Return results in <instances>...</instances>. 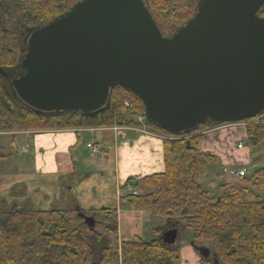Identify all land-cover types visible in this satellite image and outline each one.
I'll return each mask as SVG.
<instances>
[{
  "label": "trees",
  "instance_id": "obj_1",
  "mask_svg": "<svg viewBox=\"0 0 264 264\" xmlns=\"http://www.w3.org/2000/svg\"><path fill=\"white\" fill-rule=\"evenodd\" d=\"M80 1L0 0V133L139 128L141 117L151 132L180 138L148 121L142 102L120 86L113 87L106 104L94 112L42 113L15 96L10 81L23 72L27 37ZM143 1L160 33L171 37L194 18L202 0ZM257 16L264 19V7ZM253 121H247L251 123L245 131L248 145L255 148L264 143V111L258 123ZM210 123L183 133L192 136L189 139H163L164 171L137 179L139 194L129 193L120 200L131 210L188 229L195 247L210 250L200 264H264V168L242 178L260 192L253 201H243L245 190L236 186L225 185L218 197L211 196L200 179L213 157L200 151V135H195L215 125ZM78 213L75 205L71 210L38 211L29 201L18 205L0 200V264H180L179 247L166 246L157 236L122 239L119 252L115 209L95 212L98 218L92 226Z\"/></svg>",
  "mask_w": 264,
  "mask_h": 264
},
{
  "label": "water",
  "instance_id": "obj_2",
  "mask_svg": "<svg viewBox=\"0 0 264 264\" xmlns=\"http://www.w3.org/2000/svg\"><path fill=\"white\" fill-rule=\"evenodd\" d=\"M263 7L264 0H202L190 22L164 37L143 0H81L27 37L23 72L10 83L42 113L97 111L120 86L172 134L253 119L264 111ZM161 241L175 245L177 229ZM199 251L207 257V248Z\"/></svg>",
  "mask_w": 264,
  "mask_h": 264
},
{
  "label": "crops",
  "instance_id": "obj_3",
  "mask_svg": "<svg viewBox=\"0 0 264 264\" xmlns=\"http://www.w3.org/2000/svg\"><path fill=\"white\" fill-rule=\"evenodd\" d=\"M242 126L245 125L237 123L215 127L212 131L205 133L198 148L205 154L214 152L220 156L222 162L233 163L234 159L238 158V153L244 150L243 146L241 149L236 147L241 139H246V131ZM103 132H111V134L101 135ZM84 133L86 136H81ZM2 134L11 136L14 140L19 139L17 144L15 141L11 144L13 149L17 150L25 143V145H30L33 153L28 158L27 164L24 161H18L19 166H13L11 170L12 174L9 175L10 179L4 190L8 193L6 197L10 204L21 205L29 201L32 208L38 211L71 210L75 205L79 213H89L93 219L98 218L95 212L100 209H115L117 220L118 213L120 219L124 213L126 218L132 221L141 219L146 224L154 222V218H151L147 212L132 211L120 199L131 193L124 188L129 179L133 178V181H136L141 177L161 171V167L164 166L163 137L146 134L138 129L124 128H119L117 131L97 128L0 133ZM90 138L93 140L86 141L84 146L83 140ZM97 138L102 141L100 144L95 142ZM78 143L82 144V150L86 152L84 158L89 163L86 167L77 164L74 147ZM90 143L99 149L96 156L91 157V149L86 147ZM220 144L224 146V149L220 148ZM21 148L23 146H20ZM98 158L99 161H97ZM155 225L157 227L152 228V232H148L149 228L145 231L149 235L148 239L153 236L161 238L169 227H173L160 221L155 222ZM177 226L174 228L177 229L178 240ZM158 229H160L159 234L155 235ZM177 245L176 242L173 246ZM186 248H182L184 254L191 252L196 261L198 258L195 253L191 251V248L189 250ZM197 264H200V259L197 260Z\"/></svg>",
  "mask_w": 264,
  "mask_h": 264
},
{
  "label": "rangeland",
  "instance_id": "obj_4",
  "mask_svg": "<svg viewBox=\"0 0 264 264\" xmlns=\"http://www.w3.org/2000/svg\"><path fill=\"white\" fill-rule=\"evenodd\" d=\"M258 117L253 118L254 121L252 123H258ZM140 119V118H138ZM248 120H245L243 122H239L245 126H242L243 128L246 129V126L248 123L251 122H247ZM211 122V121H210ZM146 124V120L145 118L142 121V128L144 131L148 132V134L154 135V136H161L163 137V139H189L192 136L186 135V134H171V136L174 135H182L180 138H172V137H164L158 133L155 132H151L150 130H148L145 127ZM210 124H215V125H210L207 128H205L204 130H202L201 132H197V134L195 135H200V138L198 140V146L200 145L203 136L205 135V133L207 131H212V129H214L215 127H221L224 125H227L226 123H222V124H217V123H210ZM124 129H133L134 127H123ZM111 134V132H103L101 135L104 134ZM86 133L82 134L81 136H86ZM216 139V138H215ZM19 139H13L11 136H6V135H0V200H5L7 202V198L6 197L8 195V193H5L4 190H6L7 183L9 178V175L12 174L11 170L13 168V166H19V164H17L18 161L21 162H28V158L31 157L33 155L32 153V149L30 148V145H20L23 146V148L27 147V153L26 154H22L20 153V151H23L20 146L17 150L13 149L14 147L11 146V144L13 143V141H15V143L17 144ZM80 140L82 141V138L80 137ZM93 139H88V140H83L84 141V146H85V142L86 141H91ZM94 142V141H93ZM96 143L100 144L102 141L99 140L98 138L95 141ZM240 143L242 144V146L244 147L241 153H238V158L234 159L233 163H226V162H222L220 156L216 155L214 152H212V154H208L207 155L213 157V160L209 161L204 169H203V175L200 179V185L203 189L209 191V193L211 194V196L213 197H218L223 191V187L226 185V187H231V186H236V187H240L243 188L244 191V195H243V201L245 202H251L256 198V195H260V192L253 187L252 185H248L245 184L242 179H234L235 178V173L242 168H245L247 170V176H250L251 173L258 168H264V143L260 144L258 147L252 148L248 145L247 141L245 138L240 140ZM18 146V145H17ZM111 148V145H109ZM218 147V146H217ZM215 147V148H217ZM229 147V146H227ZM214 150H218L215 149ZM220 148L224 149V146L222 144H220ZM74 150L76 151V160H77V164L80 166H84L86 167L87 165H89V163L85 160V156H86V152L84 153V151L82 150V144L78 143L77 145H75ZM248 150V151H246ZM220 151V150H219ZM249 152V153H248ZM88 154V152H87ZM87 157L89 158V156L87 155ZM93 157V156H91ZM101 157V156H100ZM99 161V158L98 160ZM99 164V162H98ZM103 168V167H102ZM101 168V170H102ZM164 170V166L161 167V171L157 172H163ZM99 172V171H98ZM129 186L124 187L126 190L128 189H132V190H137V187L134 184L133 178L129 179ZM139 192V191H138ZM7 204H10L9 202H7ZM126 211H129L126 209ZM135 211V210H132ZM127 213V212H126ZM126 214H122V217L120 219L119 217V213H118V229H119V237H121V239L123 240H148V236L146 234V230L148 229V232H152V228L156 229V225L155 222L160 221L161 223H165V221L163 219L160 218H154V222L151 224H146L145 222L143 223L142 220L140 219L138 221V219H134L129 220L128 218H126L125 216ZM77 222V218L74 219L75 223ZM178 247H180V264H197V260L201 259V254L199 249L195 247L192 243H191V234L190 231L186 228H183L182 226L178 225ZM183 247H187L186 249L189 250L191 248V251L193 253H195L196 258H198L196 261L195 259L192 257L193 254H191V252L189 253H185L183 251ZM205 248V247H204ZM182 249V250H181ZM193 249V250H192ZM210 255V250H208V255L207 257Z\"/></svg>",
  "mask_w": 264,
  "mask_h": 264
},
{
  "label": "built area",
  "instance_id": "obj_5",
  "mask_svg": "<svg viewBox=\"0 0 264 264\" xmlns=\"http://www.w3.org/2000/svg\"><path fill=\"white\" fill-rule=\"evenodd\" d=\"M141 120L139 119L138 120V122H140ZM112 130H114V131H116L117 130V128H112ZM86 147L88 148V149H91V154L92 155H97V153H98V148L97 147H95L94 146V144H87L86 145ZM236 147H237V149H241V147H242V144L241 143H238L237 145H236ZM23 153H26V149H24L23 150ZM246 169L245 168H242V169H240V170H238L236 173H235V177L236 178H241V177H244L245 175H246ZM133 194H136V192H133ZM120 249H121V243H120V241H118V251L120 252ZM120 264V263H119Z\"/></svg>",
  "mask_w": 264,
  "mask_h": 264
}]
</instances>
